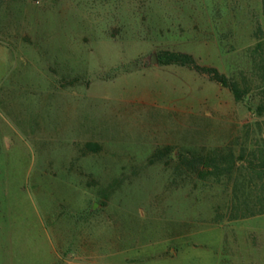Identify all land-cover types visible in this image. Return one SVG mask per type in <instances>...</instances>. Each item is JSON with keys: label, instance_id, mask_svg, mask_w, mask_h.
<instances>
[{"label": "rangeland", "instance_id": "obj_1", "mask_svg": "<svg viewBox=\"0 0 264 264\" xmlns=\"http://www.w3.org/2000/svg\"><path fill=\"white\" fill-rule=\"evenodd\" d=\"M262 2L0 0V264H169L192 247L264 264V215L231 220L232 182L178 162L252 153L264 117L158 64L182 52L251 79Z\"/></svg>", "mask_w": 264, "mask_h": 264}, {"label": "trees", "instance_id": "obj_2", "mask_svg": "<svg viewBox=\"0 0 264 264\" xmlns=\"http://www.w3.org/2000/svg\"><path fill=\"white\" fill-rule=\"evenodd\" d=\"M262 7L264 11V0ZM254 38L256 45L248 51L251 79L230 78L218 69L202 66L193 55L182 52L162 51L158 54V64L182 67L206 75L212 82L228 90L236 103L244 104L256 116L264 117V28L261 24L254 32ZM163 156L158 153L154 158L161 159ZM240 161L244 163L242 169H239ZM178 162L192 174L232 182L231 220L264 215V146H258L252 153H243L239 157L234 151L224 150L208 155L179 153Z\"/></svg>", "mask_w": 264, "mask_h": 264}, {"label": "crops", "instance_id": "obj_3", "mask_svg": "<svg viewBox=\"0 0 264 264\" xmlns=\"http://www.w3.org/2000/svg\"><path fill=\"white\" fill-rule=\"evenodd\" d=\"M211 251V250H210ZM207 248L192 247L184 256H173L159 260H166L169 264H217V257L210 253Z\"/></svg>", "mask_w": 264, "mask_h": 264}]
</instances>
